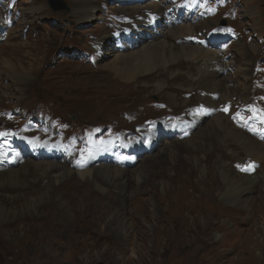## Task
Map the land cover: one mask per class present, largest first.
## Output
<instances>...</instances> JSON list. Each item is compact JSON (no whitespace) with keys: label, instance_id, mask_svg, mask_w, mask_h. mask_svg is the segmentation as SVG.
Returning <instances> with one entry per match:
<instances>
[{"label":"rangeland","instance_id":"1","mask_svg":"<svg viewBox=\"0 0 264 264\" xmlns=\"http://www.w3.org/2000/svg\"><path fill=\"white\" fill-rule=\"evenodd\" d=\"M62 1L67 6V11L55 12L48 0H0V90L6 91L8 95V99L0 100V114L12 111L13 117L16 118L6 121L0 116L2 130L15 128L30 120H25V116L32 115L35 118L43 111L45 115L58 116L59 120L71 127L75 133L82 132L94 136L97 130L107 129L103 136L116 132L127 143L133 136L137 137L139 126L144 122L180 119L202 104L195 97L197 91L180 90L171 86L164 92H158L155 91L156 81L153 79H147L145 76L143 81H125L107 70L114 61L113 54L116 51L128 52L127 50L135 47L137 42L152 38L151 34L136 36L135 43L131 45L125 38H121L119 42L123 45L122 49L113 45L111 33L118 28L111 27L109 17L105 16L107 12L119 14L109 7L120 8L117 3L108 5L106 0L104 5L105 0H95L99 2L98 9L93 12V17L87 20L84 12L88 0ZM79 2L85 5H80ZM172 2L165 0L162 6L170 7ZM211 7L204 2L198 7L199 17L192 23L187 22L196 25L192 36H203L207 29L201 24L208 19L214 20L208 31L213 29L220 32L221 21H224L227 27L225 30L233 28L237 37L230 42L228 51L222 53L228 55L223 67L231 69L226 74L231 80L230 85L235 89L232 100L242 101V97H246L244 105L264 108V0H225L218 9L221 13L209 18ZM255 12L256 14H253ZM144 17L145 23L150 27V22L146 21L147 13ZM137 19L135 18L136 22H142V18ZM163 21L160 25L170 29L169 23ZM101 26L108 32L100 42L101 37L97 31ZM95 42L101 45L102 49L97 56L84 58L79 53H74L76 56L71 55L74 51L88 54L86 50H93ZM180 42L181 39L177 40L176 44ZM238 46L243 52L241 55L237 54ZM13 58H18L19 61L15 63ZM243 60L250 64L248 85L245 88L247 92L240 89ZM153 61L152 58L144 60L146 65ZM158 65L159 68L161 64ZM191 69L194 70V66L187 67V70ZM172 95H175V102L170 100ZM109 106L110 108H107ZM233 112L234 108L230 114H225L230 121ZM211 120V116H206L191 132L199 137L211 124ZM164 134H160V138ZM167 140L160 139L152 154L144 155L137 160L133 168L126 170L130 173L141 172L154 159L180 153L178 161H175L177 163L171 166V169L178 173L183 163L180 159L187 156V150L185 145L181 146V140H168L171 144L165 143ZM145 156L149 157L144 158ZM233 158L225 160L233 169L234 163L246 165L252 161L245 155H240L239 159L237 156ZM21 166L22 162H19L10 168L20 169ZM150 169L149 172L155 170ZM263 173L262 164H258L255 175L261 181L264 179ZM166 174L169 176L173 173L167 171ZM257 183L260 185L259 181ZM137 188L136 182L131 180L126 188L123 206L113 197L108 201L99 198L97 202L95 199L90 202L92 200L86 198L80 201L78 206L68 208L66 214L58 213L57 206H46L42 210L43 217H30L24 225L19 223L14 228L0 230V264H264V245L259 244L264 240H256L257 232L263 230V205L255 211L248 210L249 215L256 211L261 213V220L255 223L256 226H252L248 221L251 216L247 215L245 209L227 204L222 195L201 192L193 207H185L181 211V217L184 215L188 224L180 226L181 218L170 220L167 244L154 249L155 229L150 215L153 214L156 201H148L147 196H141V202L131 206L129 198L134 196ZM260 197H263V192L259 191L242 196L243 199L255 203V206ZM202 199H208L209 204H223L237 215L245 212L244 218L247 220L227 222L223 218L225 215H218L216 223L204 224L200 216L201 218L195 219L191 224L192 217L187 215L188 209H196L200 214L207 212L201 205ZM116 207L118 210L123 207V215L117 213ZM144 217L146 221H143ZM159 223L164 224L165 220H160ZM22 233H27L28 237L22 239Z\"/></svg>","mask_w":264,"mask_h":264},{"label":"bare ground","instance_id":"2","mask_svg":"<svg viewBox=\"0 0 264 264\" xmlns=\"http://www.w3.org/2000/svg\"><path fill=\"white\" fill-rule=\"evenodd\" d=\"M87 2L88 5L85 6L84 13L85 18L89 20L93 17V12L98 9L99 2L97 3L95 0H88ZM81 4L85 5L83 2ZM162 5L163 1H149L144 5L133 8L109 6L117 13L134 19L133 22L136 28L133 27L130 30L136 36L141 35L144 37L151 34L152 38H149L148 41L137 42L135 47L127 50L128 52L115 50L116 53L113 54L114 61L107 70L114 72L117 77L125 81L134 79L143 81L145 76L147 79H153V81H156L154 83L155 91L158 92H164L171 86H175L180 90L197 91L195 92L197 100L213 111L211 124L206 131L200 133L199 137L191 132L188 139L181 140V146L182 144L185 145L187 156L180 159L183 162L180 171L177 173L171 169V166L177 163L175 161H178L180 153L162 156L158 160L154 159L141 172L131 173L126 169L113 165H93L85 170H76L60 161H49V159L38 161L23 158L20 169H0V230L14 228L19 223L24 225L23 223L30 217L34 219L43 217L42 210L46 206H49V208L50 206H57L58 213L64 214L68 208L78 206L80 201L86 198L91 199L90 202H93V199L97 202L99 198L108 201L113 197L123 206L122 202L126 196V188L129 182L133 180L138 188L134 196L129 198L131 206L138 205L141 202V196H147L148 201L149 199L150 201H156L154 211H152L153 214L150 215L155 229L153 235L154 249L167 244V231L170 220L181 218L180 226L188 224L184 219V215L181 217V211L185 207L189 209L193 207L195 199L200 196L201 192H206L209 195H222L227 204L237 206L241 210L245 209L247 215L250 211H255L259 207L262 208L263 205V230L258 231V237H256V240L263 242L264 179L262 178L263 181L259 180L255 175L256 171L252 175L237 173L235 169L239 162H237L238 164L234 163L236 165L235 169L225 163L226 159L231 160L235 156L239 159L240 155H245V157L252 160L251 162H255L257 165L260 164V166L262 164L264 170V144L237 129L232 125V122L228 119L229 117L227 118L219 111V106H223L227 102L231 104L238 103L232 100L235 89L230 85L231 80L225 72L224 63L220 59V55L225 56L227 54H216L212 50H204L183 41L176 44L177 40L192 36L196 25L187 22L170 29L162 26L161 29L152 30L145 23V13L148 11L162 14ZM253 14H256V12ZM135 18H142V22H136ZM212 24H214V20L208 19L201 25L208 31ZM148 29H151V31ZM107 32L102 26L99 27L97 33L101 37L100 42L103 38L105 39ZM125 48L127 49V47ZM237 54H243L240 46H238ZM147 58H152L154 61L146 65L144 60ZM244 60L240 69V72H242L240 74L241 90H244L248 85L250 70L249 62ZM18 61V58H13V62L17 63ZM158 63L161 64L159 68L157 67L159 66ZM188 66H194V70H187ZM109 71L108 73H110ZM2 98L8 99V95L6 91L0 90V100ZM174 98L175 95H172L170 100L175 102L176 99L174 100ZM245 98L242 97V101L239 99L240 103H243ZM107 108H110V106ZM103 109L105 110V108ZM165 143L171 144L168 140ZM147 157L149 156L144 158ZM242 166L244 165L242 164ZM150 168H155V170L149 172L151 171ZM160 169L163 170L160 171ZM167 171L173 174L167 176ZM218 179H220L219 182H217ZM258 181L260 185H258ZM159 189L161 190L159 191ZM252 191L263 192V197H260L259 201L256 202L258 203L256 206L251 200L248 201L242 198L243 195L250 194ZM207 200L202 199L201 203L207 210L206 213L200 214L195 208V211L187 210V215L192 217L190 219L191 224L200 216H202V223L204 224L216 223L218 221L216 216L218 215H225L223 218L227 222L237 223L247 220L244 218L245 212H240L237 215L229 207L223 204H209ZM122 208L120 207V210H118L116 207L117 213H122ZM248 210L250 211L248 212ZM249 216H251V219H248V221L252 223V226H256L255 223L261 220L260 211H256ZM160 220H165V223L160 224ZM143 221H146L145 217ZM173 226L175 225L173 224ZM26 237H28L27 233H22V239ZM259 244L264 245V242Z\"/></svg>","mask_w":264,"mask_h":264},{"label":"water","instance_id":"3","mask_svg":"<svg viewBox=\"0 0 264 264\" xmlns=\"http://www.w3.org/2000/svg\"><path fill=\"white\" fill-rule=\"evenodd\" d=\"M50 7L54 11H67V6L63 3L62 0H48Z\"/></svg>","mask_w":264,"mask_h":264}]
</instances>
